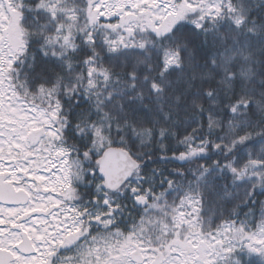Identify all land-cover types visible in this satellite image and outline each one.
Here are the masks:
<instances>
[{"label":"snow or ice","instance_id":"obj_1","mask_svg":"<svg viewBox=\"0 0 264 264\" xmlns=\"http://www.w3.org/2000/svg\"><path fill=\"white\" fill-rule=\"evenodd\" d=\"M264 0H0V264H264Z\"/></svg>","mask_w":264,"mask_h":264},{"label":"trees","instance_id":"obj_2","mask_svg":"<svg viewBox=\"0 0 264 264\" xmlns=\"http://www.w3.org/2000/svg\"><path fill=\"white\" fill-rule=\"evenodd\" d=\"M261 199H264V197H261Z\"/></svg>","mask_w":264,"mask_h":264}]
</instances>
